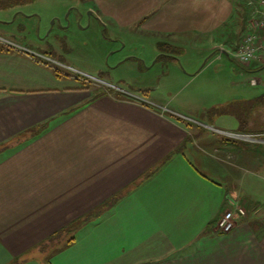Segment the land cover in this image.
<instances>
[{"label": "crops", "instance_id": "obj_1", "mask_svg": "<svg viewBox=\"0 0 264 264\" xmlns=\"http://www.w3.org/2000/svg\"><path fill=\"white\" fill-rule=\"evenodd\" d=\"M77 1L114 36L183 52L190 42L202 55L227 54L220 47L251 30L255 9V0ZM34 14L41 24L61 19ZM8 40L0 35L8 47L0 49V264H42L32 254L43 250V264H264V182L244 175L261 167L264 150L188 146L190 132L158 102L95 99L56 58ZM247 68L263 75L264 58ZM254 109L227 108L238 130L255 132L264 107ZM237 206L247 215L221 232L220 218Z\"/></svg>", "mask_w": 264, "mask_h": 264}, {"label": "rangeland", "instance_id": "obj_2", "mask_svg": "<svg viewBox=\"0 0 264 264\" xmlns=\"http://www.w3.org/2000/svg\"><path fill=\"white\" fill-rule=\"evenodd\" d=\"M78 4L77 0H37L21 5L16 12L14 7L0 9V35L9 39L4 41L8 44H24L41 55L56 58L60 70L69 75L79 74L82 84L94 93L95 99L104 93L142 103L147 99L150 103L158 102L163 107L162 113L173 124L190 132L188 146L194 144L204 151L211 149L215 142H229L245 151L254 145L264 150V129L238 130V118L227 110L231 102L236 104L240 99L264 95V74L255 75L247 68L250 64L238 62L233 52L238 44L232 47L223 42L220 48L228 47L229 56L218 52L202 55L201 50H195L191 47L194 44L188 42L184 52L172 49L176 62L167 58L169 55H162L167 49L159 47L161 42L114 36ZM78 9L83 19L77 17ZM53 10L61 15L60 20L46 18L41 24L35 18L34 13L49 17ZM254 17L249 11L246 23L249 29ZM251 31L244 29L241 39ZM252 81L257 83L252 85ZM214 155L221 159L217 153ZM244 175L260 177L264 182V163L260 168L254 166L250 172L244 170ZM45 253L47 250L36 251L32 256L43 264L47 259Z\"/></svg>", "mask_w": 264, "mask_h": 264}, {"label": "built area", "instance_id": "obj_3", "mask_svg": "<svg viewBox=\"0 0 264 264\" xmlns=\"http://www.w3.org/2000/svg\"><path fill=\"white\" fill-rule=\"evenodd\" d=\"M251 4H255V9H253L255 17L251 20L252 31L243 37L238 43L237 49L235 48L236 50L233 51L241 65H249L255 59L264 58V0H256ZM246 215L247 212L242 206L226 211L218 222L220 231L231 232L236 226L237 220Z\"/></svg>", "mask_w": 264, "mask_h": 264}, {"label": "trees", "instance_id": "obj_4", "mask_svg": "<svg viewBox=\"0 0 264 264\" xmlns=\"http://www.w3.org/2000/svg\"><path fill=\"white\" fill-rule=\"evenodd\" d=\"M34 1L35 0H0V9H7V8H11V7H14L15 8L17 6H21V5H25V4H28V3H32ZM164 46H165V48L167 50L164 51L165 54H162V55H164L166 57L169 55L167 58H169L170 60L171 59H175L174 51H172V49H176V51L182 52V48H180V47H174V46H172L170 44H167V43H160L159 44V47L160 48L161 47H164ZM4 48H8V47L5 46V45H3V44H0V49H4ZM102 95H104V93H99V95H97L96 97H100ZM261 98L258 97V99H256V100L247 101L248 103H245V102H237L236 104L233 103V104L230 105L229 108H231V109L236 108V109H239L241 112H244V111L245 112H248V110L251 112V110H253V108H256L257 106L259 107L260 104L262 105V107H264V100H262ZM244 107H246L247 110L244 109ZM240 119H241V121H243L242 118H240ZM245 130H248V129H245ZM168 159L169 158L167 157L163 162H161L160 165L154 167L152 170H150L149 172H147L145 174V176L140 180L139 183H142L144 180H146L147 178L151 177L152 174H154V172H156ZM137 184L135 183L134 185H137ZM61 235H62V232L61 233H57V234H55L53 236V239L56 240V239L60 238Z\"/></svg>", "mask_w": 264, "mask_h": 264}]
</instances>
